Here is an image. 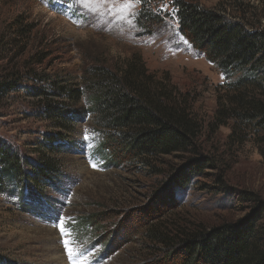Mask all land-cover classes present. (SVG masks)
Masks as SVG:
<instances>
[{
  "label": "rangeland",
  "instance_id": "374dc122",
  "mask_svg": "<svg viewBox=\"0 0 264 264\" xmlns=\"http://www.w3.org/2000/svg\"><path fill=\"white\" fill-rule=\"evenodd\" d=\"M173 1L149 0L169 16L143 34L140 0H0V145L26 171L41 159L56 170L33 190L0 188V264H168L148 231L264 222V128L223 118L221 107L244 93L264 101V80L235 92L239 74L226 77L181 36ZM185 1L264 27V0ZM133 55L188 102L197 131L186 152L140 157L109 146L87 97L59 96L58 87L89 85L91 67L119 70ZM46 102L76 112L68 127L46 117Z\"/></svg>",
  "mask_w": 264,
  "mask_h": 264
},
{
  "label": "trees",
  "instance_id": "16d2710c",
  "mask_svg": "<svg viewBox=\"0 0 264 264\" xmlns=\"http://www.w3.org/2000/svg\"><path fill=\"white\" fill-rule=\"evenodd\" d=\"M140 2L136 23L143 34H151L169 15L152 9L149 0ZM172 8L178 32L193 49L226 77L239 74L232 84L235 92L241 87L253 89L260 79L264 80V27L247 29L241 21L190 1L174 0ZM89 74V85L74 90L58 87L57 91L74 102L87 97V112L97 116L101 130L111 136L109 146L113 143L129 154L157 157L186 152L194 144L197 124L188 102L178 96L168 78L161 82L149 74L139 56L128 58L119 70L94 66ZM6 85L1 83L0 90ZM227 102L229 106L221 105L226 108L222 109L226 111L223 118L240 117L264 128L263 100L244 93ZM43 112L50 120H60L65 128L68 126L63 121L76 113L55 102H46ZM194 164L191 161L186 166ZM32 167L26 171L20 155L0 145V188L8 181H24L31 183L28 188L33 190L39 183L54 180L56 170L51 159L36 161ZM258 220L246 218L209 230L193 227L172 237L148 232L164 245L163 257L168 264H264V222Z\"/></svg>",
  "mask_w": 264,
  "mask_h": 264
},
{
  "label": "snow or ice",
  "instance_id": "6c2138e0",
  "mask_svg": "<svg viewBox=\"0 0 264 264\" xmlns=\"http://www.w3.org/2000/svg\"><path fill=\"white\" fill-rule=\"evenodd\" d=\"M129 3H131V0H128ZM65 233L62 231L61 235L63 236ZM65 248H67V245H65Z\"/></svg>",
  "mask_w": 264,
  "mask_h": 264
}]
</instances>
